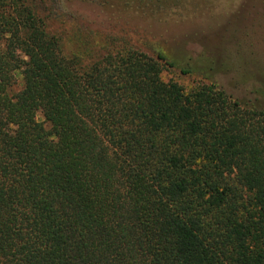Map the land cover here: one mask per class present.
<instances>
[{"label":"trees","instance_id":"obj_1","mask_svg":"<svg viewBox=\"0 0 264 264\" xmlns=\"http://www.w3.org/2000/svg\"><path fill=\"white\" fill-rule=\"evenodd\" d=\"M60 38L0 0V264H264V108Z\"/></svg>","mask_w":264,"mask_h":264},{"label":"rangeland","instance_id":"obj_2","mask_svg":"<svg viewBox=\"0 0 264 264\" xmlns=\"http://www.w3.org/2000/svg\"><path fill=\"white\" fill-rule=\"evenodd\" d=\"M67 54L86 62L126 44L187 91L213 82L264 108V0H26ZM19 88V85L17 86Z\"/></svg>","mask_w":264,"mask_h":264}]
</instances>
